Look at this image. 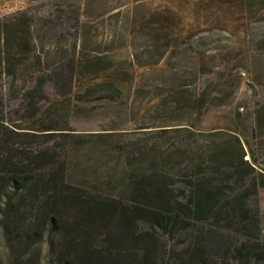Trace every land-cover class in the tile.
<instances>
[{"label": "trees", "instance_id": "trees-1", "mask_svg": "<svg viewBox=\"0 0 264 264\" xmlns=\"http://www.w3.org/2000/svg\"><path fill=\"white\" fill-rule=\"evenodd\" d=\"M121 13L110 17L118 24ZM81 15L80 6L55 4L0 17V264H264V239L223 224L245 219L257 226L256 207L233 195L219 208L223 185L244 196L264 189V159L255 142L233 130L144 125L139 135L109 145L110 162L124 167L112 189L69 181L70 112L122 100L118 81L95 78L122 65L114 44L129 38L105 20L99 35ZM149 38L158 62L173 37ZM209 63L202 57L203 74L217 72ZM221 83L232 92L240 81ZM196 84L186 81L146 112L154 119L174 110L202 117L212 104H222L212 95V81L198 93ZM255 121L254 139L264 135V102ZM205 176L213 187L203 185ZM203 207L217 223L196 220ZM46 236L51 247L44 260L37 246Z\"/></svg>", "mask_w": 264, "mask_h": 264}, {"label": "rangeland", "instance_id": "rangeland-1", "mask_svg": "<svg viewBox=\"0 0 264 264\" xmlns=\"http://www.w3.org/2000/svg\"><path fill=\"white\" fill-rule=\"evenodd\" d=\"M55 4L80 6L81 17L92 22L99 35L104 31L103 20L113 29L119 27L129 33L126 41L117 40L114 44L122 65L95 78L118 81L124 91L122 100L116 105L94 102L87 104L95 105L92 109L70 112L69 133L74 134H70L73 148L68 163L69 181L90 190L112 189L115 184L112 181L123 175L124 167L110 162L109 145L139 135V127L154 122L191 123L204 130L215 127L233 130L255 142L259 161H263L264 135L254 139L253 133L256 110L264 102V0H0V17L23 9L42 11ZM119 10L122 15L117 24L110 15ZM156 33L172 36L173 42L163 58L153 62L149 51L154 50V45L148 47V44L152 41L150 35ZM202 57H209V64H214L217 72L203 74ZM225 78L239 79L236 90L231 92L221 83ZM194 79L197 84L192 88L196 87L197 93L207 79L212 81V95L220 98L222 104H212L202 117L189 110H174L167 118L154 119L153 114L146 112L163 95ZM91 80L94 79L82 83ZM137 89L141 90L136 92ZM107 133L111 136H100ZM205 177L207 182L203 185L213 187L215 181ZM201 181L202 178L200 184ZM256 191L244 196L243 190L223 185L219 190V208L230 202L233 195H239L253 211L256 207L258 225L252 226L253 221L248 223L245 219L223 224L264 239V189ZM203 208H197L196 220L217 223L211 211ZM243 223L247 227L241 230ZM49 240L46 236V242L37 246L44 260L51 247ZM1 245L4 249V244Z\"/></svg>", "mask_w": 264, "mask_h": 264}]
</instances>
